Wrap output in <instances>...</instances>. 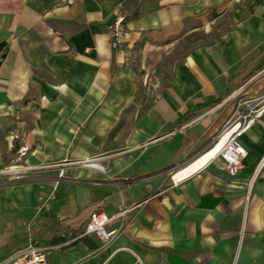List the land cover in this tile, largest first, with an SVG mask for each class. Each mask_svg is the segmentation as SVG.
I'll list each match as a JSON object with an SVG mask.
<instances>
[{
	"label": "crops",
	"instance_id": "crops-1",
	"mask_svg": "<svg viewBox=\"0 0 264 264\" xmlns=\"http://www.w3.org/2000/svg\"><path fill=\"white\" fill-rule=\"evenodd\" d=\"M119 15L122 55L106 30ZM1 43L0 178L27 172L0 183V260L32 239L53 247L47 264H264V112L235 177L216 157L174 179L264 97V0H0ZM97 212L115 216L107 243L84 234Z\"/></svg>",
	"mask_w": 264,
	"mask_h": 264
},
{
	"label": "built area",
	"instance_id": "built-area-1",
	"mask_svg": "<svg viewBox=\"0 0 264 264\" xmlns=\"http://www.w3.org/2000/svg\"><path fill=\"white\" fill-rule=\"evenodd\" d=\"M107 34L109 36L110 40V46L113 49V51L118 54L122 55L124 54L123 46L127 37V30L124 25V16L119 15L117 18L107 25ZM249 112L248 120L246 121V126L242 129L238 130L240 124H236L238 128L231 132L220 150L212 157H220L225 162V172L230 177H235L239 170L242 167V159L245 156V149L243 146L239 143L238 137L240 136L241 131H243L251 122H254L255 120H259L260 115L262 112H264V97L256 98L253 101L246 104V107L244 111H239L236 113L237 118H241L244 116V114ZM261 122V121H260ZM264 124V122H261ZM233 127H224L221 133L219 134L218 139L214 142H218L223 136H225L227 133H229ZM213 144V145H214ZM212 145V146H213ZM211 146V147H212ZM210 147V148H211ZM209 148V149H210ZM27 153V148H20L19 149V157L22 158ZM19 158V159H20ZM211 158V159H212ZM67 162L61 163V164H53L48 166H41L37 169H50V168H61L64 165H66ZM261 163H264V158H262ZM21 168L20 166H11L8 167L5 171L17 173H24L27 172V168L24 167L21 170L17 169ZM68 180L65 176V171L63 169H60L58 174L55 178L52 180V188L50 191V194L48 195V199H51L53 197V192L56 188V186L61 182ZM98 184V183H94ZM39 201V209H47L46 203H44L43 197L38 198ZM115 216H108L104 212H97L91 215L90 219L85 225L84 234H95L102 243L109 242L115 235V232H109L107 230V225L109 222H111ZM53 247L51 246H44L38 244L36 241H33L32 239H29L28 243L24 246L17 247L11 251V253L4 259L0 260V264H47V255L49 251Z\"/></svg>",
	"mask_w": 264,
	"mask_h": 264
},
{
	"label": "rangeland",
	"instance_id": "rangeland-1",
	"mask_svg": "<svg viewBox=\"0 0 264 264\" xmlns=\"http://www.w3.org/2000/svg\"><path fill=\"white\" fill-rule=\"evenodd\" d=\"M228 24H230V21L227 18L225 20H222L221 23L214 25L209 31L210 33H205L201 31L199 33L191 35L188 41L185 40L181 41L180 45L178 46V49L175 50V53L170 58V60L164 62L167 66L165 69H163L162 73H159V69L158 70L156 69V71L153 70L151 71L152 73H150V77L149 76L147 77L146 79L147 81L145 82V87H143V89H145V92H149L153 86H155L156 89L163 88L166 79H168L170 76V70H171L170 67L172 66L171 63H173L177 59V57L182 55L187 48L194 47L196 44L199 43V41L211 40L215 38L216 35H218V32H225L228 29ZM17 160H19V158ZM8 174L10 175L13 173L9 172L3 174L0 178V183H2L1 185H5L7 183Z\"/></svg>",
	"mask_w": 264,
	"mask_h": 264
},
{
	"label": "bare ground",
	"instance_id": "bare-ground-1",
	"mask_svg": "<svg viewBox=\"0 0 264 264\" xmlns=\"http://www.w3.org/2000/svg\"><path fill=\"white\" fill-rule=\"evenodd\" d=\"M235 129L236 128H233L229 133H227L218 142H216L207 152H205L200 157H198L190 165L177 171L174 175V179L175 180L181 179L184 176L188 175L189 173L196 171L198 168L204 166L220 150V148L222 147V145L224 144L230 133L233 132V130ZM89 166H97V164L92 162L91 165L89 164Z\"/></svg>",
	"mask_w": 264,
	"mask_h": 264
},
{
	"label": "trees",
	"instance_id": "trees-1",
	"mask_svg": "<svg viewBox=\"0 0 264 264\" xmlns=\"http://www.w3.org/2000/svg\"><path fill=\"white\" fill-rule=\"evenodd\" d=\"M138 15V14H135V16ZM127 17H124V22L126 20ZM5 48V43H1L0 44V53L3 51V49Z\"/></svg>",
	"mask_w": 264,
	"mask_h": 264
}]
</instances>
